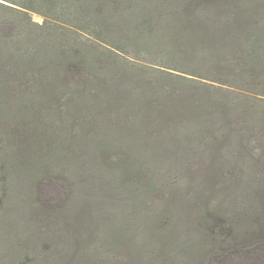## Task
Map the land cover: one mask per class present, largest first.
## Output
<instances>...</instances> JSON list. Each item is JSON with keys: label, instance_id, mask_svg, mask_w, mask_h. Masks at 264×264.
Here are the masks:
<instances>
[{"label": "rangeland", "instance_id": "obj_1", "mask_svg": "<svg viewBox=\"0 0 264 264\" xmlns=\"http://www.w3.org/2000/svg\"><path fill=\"white\" fill-rule=\"evenodd\" d=\"M64 1L55 0L56 4L52 7L47 3L37 5L47 14L50 21L46 24L48 28L54 23L56 40L74 47L82 42V35L87 39H92L89 36L91 34L98 37L99 45L91 42L95 48L87 58L92 55L107 63H123L114 71L109 68V64L103 63L101 74L98 75L102 85L100 91L105 90L106 93L117 82L121 89L118 93L122 95L119 97L120 104L125 106L130 102L134 105L126 116L113 115L112 120L107 121L103 120L106 108H97L100 116L97 134L111 136L114 131H118L124 140L130 134L131 123L128 120L132 119L134 123L147 111L156 113L159 109L155 108V104L174 108V101L170 97L167 100L162 97L164 90L169 87L178 96L194 94L191 96L194 103L192 100L176 102L181 108L194 112L193 115L213 117L208 113L217 112V101L222 103L224 97L228 96V105L242 113V124L263 118L264 0H242L248 16L242 19L241 30L247 35L251 51L239 59L236 65L240 68V76L247 77V81L244 78L217 76L214 71L219 64L208 61V58L200 61L206 57L209 44L204 42L202 47L197 45L195 40L202 39L198 36L190 42L188 51L175 49L173 31L169 25L182 9L180 0H113L118 8L116 13H122L119 18L125 19L124 24L129 25L128 31L131 32L129 43L125 45L126 51H116L118 54L113 51L110 53L108 48L113 42L118 44L126 41L127 38L123 39L118 33L119 29L113 34L101 33L85 20L96 16L108 19L111 0H71L72 5L68 6L62 3ZM241 4L238 2L237 7ZM203 9L209 10L208 6H203ZM233 11L235 13V9ZM31 15L36 22H45L46 16L36 12ZM203 17L211 21L214 15ZM150 18L153 20L151 23ZM0 19H23V25H18L15 31L23 39L21 43H16L22 51H33L36 47L33 44L35 38L45 35L41 28L30 24L28 18L18 10L0 5ZM145 21L147 25L142 26ZM187 36L189 34L183 31V37ZM150 40L151 43L147 42ZM107 71L111 75H106ZM144 91L151 93V96H143L149 97L151 101H143V97L136 101L137 94ZM207 92L211 97L205 100L201 94ZM209 101H215L213 106ZM66 105L64 103V108H67ZM176 114L173 111L151 116L152 119L163 121V127L157 129L160 130L158 135L163 133L168 142H173L166 152L170 160H162L161 166L151 170V176L144 170L152 163L151 156L158 153L146 138L147 128H136L137 145L133 151L124 152L132 166L138 169L134 174L137 175L134 177L136 182L143 185L156 183L155 190L142 193L138 186H135L138 190H131L108 188L105 184L107 190L91 192L92 199L98 202L93 211L86 212L78 207L85 198L77 197L81 196L82 189L75 184L84 182V176L76 180L73 178L77 175L76 165L81 166V154L79 159H73L69 154L71 146L67 143L66 129L56 128L58 124L51 123L52 113L45 111L42 122L47 128L41 127L38 139L41 142L45 140L46 144L43 150L35 153L34 158L24 161L27 171L37 174L21 178L24 194L20 200L7 198L4 205L0 204V264H190L188 247L197 236L192 211L211 208L228 213L249 207L258 208V193L264 191V171L261 168H264V143L257 142L249 149L244 147L239 150L233 134L230 137L222 136L225 127L221 123V120L224 121L223 116H215L211 120L215 123L213 129L203 128L201 134H191L188 126L177 124ZM87 123L94 125L95 120ZM1 129L5 135L0 133V179H4L5 173H10L9 178L13 179L16 176L14 163L12 158L5 155L11 138L8 142L5 127ZM257 129L256 134L264 138V128ZM10 132L11 128L8 134ZM183 137L187 141L181 142ZM189 142L193 145H189ZM29 148L32 149L31 144ZM65 148L68 150L65 151ZM258 158L259 165L255 162ZM107 168L102 171L105 183L109 182L111 176V170ZM227 170H230L228 174H232L236 182L231 183L232 177L224 173ZM41 183L43 187L39 193ZM48 199L57 206L60 204V209L53 211L47 206L38 208ZM163 205L167 207L166 214L162 221L156 219V222L161 223L150 224ZM174 208L180 209L182 214L178 222L175 220L177 224L174 223L173 229L169 210L173 209L174 212ZM195 256H199L198 253Z\"/></svg>", "mask_w": 264, "mask_h": 264}, {"label": "trees", "instance_id": "obj_2", "mask_svg": "<svg viewBox=\"0 0 264 264\" xmlns=\"http://www.w3.org/2000/svg\"><path fill=\"white\" fill-rule=\"evenodd\" d=\"M6 1L8 2L0 0V5L13 11L18 10L24 17L28 18L27 21L30 24L41 28L45 35L42 34L43 37L35 38L33 44L36 47L33 48V51H22L16 46V43H21L23 39L18 37L15 31L18 25H23V19H0V133L5 135V132L1 129L5 127L7 131V137L5 138H8V142L11 138L5 155L12 158L13 169L16 172L13 179L9 178L10 173H5L4 179H0L1 205L7 202V198L18 201L23 197L24 182L21 178L24 175L31 174L27 171V164H24V161L34 158L35 153L40 149L43 150L46 144L45 140L41 142L38 139V136L41 135V127L46 126L42 122L45 111L52 113L51 123L56 122L58 124L56 128L66 129V138L69 141L67 143L68 146H71L69 154L73 156V159H79V154H81V166L76 165L77 175L73 178L76 180V178L84 176V182L75 184L81 186L82 189L81 196L78 195L77 197L85 198L78 207L86 212L93 211L95 203L98 202L92 199L91 192L106 189L105 184L108 188H130L131 190H138L135 187L138 186L142 193L155 190L156 183L151 182L143 185L136 182L134 177L137 175L134 174L137 173L138 169L133 167L129 157L124 155V152L133 151L136 147L137 138L134 132L138 127L139 130L147 128L146 138L153 145V150L158 153V155L151 156L152 163L149 167H145V170L142 169L151 176V170L153 171L155 167L161 166L162 160L166 162L170 160L166 152L172 147L173 142H168L166 135L163 133L158 135L160 130L157 131V129L163 127H161L163 121L158 118L152 119L151 116L154 114L174 111L178 115L177 124H182L183 127L188 126L189 130L192 131L191 134H201L203 128L213 129L215 123H212L211 120H214L215 116H223L224 121L221 120V123L225 127L222 136L230 137L233 134L232 136L237 140L235 142L236 147L239 150L244 147L249 149L257 142L264 143L261 134H256L258 127L264 128V116L255 121H248V124H242L240 116L242 113L240 111L236 112L233 107L228 105L229 100L227 99L226 102L228 96L224 97L222 103L217 101V112L210 111L208 113L213 117L193 115L194 112L190 109L181 108L176 102H179V100L191 102V100L193 101L191 96H194V94L189 93L178 96L175 90L170 89V87L164 90L162 97L165 100L170 97L174 101L175 107L157 106L155 104V108L159 109L156 113L147 111L134 123L132 119L128 120L131 123L129 125L131 135L128 134L126 139H121L118 131H114V135L111 136L97 134L96 128H98L97 124L100 117L97 108H100V106L106 108L104 110L106 117L103 120L107 121L112 120L113 115L126 116L134 107L130 102L125 106L120 104L119 99L122 95L118 93L121 89L117 82H115L117 85L112 84L106 93L105 90L100 91L102 85L98 75L101 74L103 63H107V61L95 55V57L91 55V58H87L95 48L91 42L96 43L98 37L91 34L89 36L92 39H87L82 35V42L74 47L73 45L63 44L56 40L54 23L48 28L46 24H49L50 21L47 19V14L37 7L41 3H47L48 6L52 7L53 4H56L55 0ZM238 2H242L240 7H237ZM62 3L67 6L72 5L71 0H65ZM180 3L182 9L175 14L169 25V28L173 31L172 38L176 43L175 49L188 51L190 42L198 36L202 39L195 40L197 45L202 47L204 42L209 44V49L205 54L206 57L200 59V61L208 58V61L219 64L214 71L217 76L244 78L247 81V77L240 76V68L236 65V62L240 61L239 59L244 58L251 51L249 50L251 45L248 43L247 35L241 30L243 27L242 19H246L248 16L246 9L243 8L245 3L242 0H180ZM246 3L248 4V2ZM203 6H208L209 10L205 11ZM110 7L111 9L108 10L110 17L108 19L96 16L97 19L94 17L85 20L89 26H94L101 33L113 34L116 29H119L118 33L123 39L127 38L126 41H121L118 44L113 42L114 44H110L111 46L108 48L111 52L107 51L118 54L116 51H126L125 45L129 43L131 32L128 31L129 25L124 24L126 23L125 19L119 18L122 13H116L118 8L113 4V0L110 2ZM32 12L46 16L45 22H36L31 15ZM207 14L214 15L211 21H208L209 18L205 19L203 17ZM9 16L12 17V14ZM149 21L150 23L153 22L151 18ZM145 23L143 22L142 26L147 25ZM8 28L10 31H8ZM183 31L189 36L183 37ZM177 36L184 41L177 38ZM147 42L151 43V40ZM96 45H99V42ZM170 46L173 48L172 42ZM107 64L114 71L123 63L119 62L118 64L110 61ZM106 75H111V73L107 71ZM144 95L151 96V93L147 91L138 93L136 101H140ZM201 97L207 100L211 97V94L208 92L202 93ZM142 100L151 101L149 97H143ZM214 102L209 101L212 106ZM64 103H67V108H64ZM116 105L118 108H116ZM205 118H207L206 121ZM89 120H95L94 125L87 123ZM187 124H192V126ZM10 128L11 132L8 134ZM130 136L132 139H130ZM175 136L177 137V135ZM185 141L187 140L183 137L181 142ZM30 144L32 149L29 148ZM189 145L192 146L193 144L189 142ZM67 150L65 148V151ZM113 151H116V153L113 154ZM255 162L258 165L261 164L259 158ZM106 167L111 170L108 183L104 182L102 172ZM261 168L264 171V168ZM224 173L229 176L228 173L231 172L227 170ZM36 174L34 172V175H31L35 176ZM230 176L232 177L231 183L236 182V178L232 174ZM41 186L43 187V183L39 185V193L41 192ZM258 196L260 206L255 208L256 210L249 207V209L244 208L242 211L235 210L228 213H221L217 209L211 208L201 209L197 212L192 211L195 220L193 225L194 228H197V236L188 247L187 258L190 264H264V191L259 192ZM46 201V203H38V208L43 209L42 207L47 206L49 210L54 211L61 207L60 204L57 206L53 200L48 199ZM165 205L161 207L162 209H158L150 224L161 223L156 222V219L163 220L167 209V207H164ZM38 213L41 212L38 211ZM169 213L174 229V223L178 222V217L182 213L178 208H174V212L173 209H170ZM197 253L199 256H195Z\"/></svg>", "mask_w": 264, "mask_h": 264}]
</instances>
